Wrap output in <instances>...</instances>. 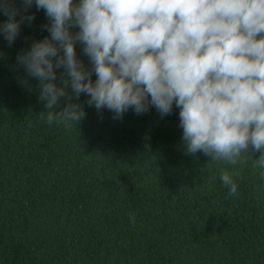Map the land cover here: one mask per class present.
Here are the masks:
<instances>
[{
  "label": "trees",
  "instance_id": "obj_1",
  "mask_svg": "<svg viewBox=\"0 0 264 264\" xmlns=\"http://www.w3.org/2000/svg\"><path fill=\"white\" fill-rule=\"evenodd\" d=\"M12 2L19 20L23 0ZM28 14L11 46L0 34V264H264V150L250 145L235 165L187 154L175 104L114 119L70 88L55 110L71 102L86 117L49 125L17 55L51 21L35 0Z\"/></svg>",
  "mask_w": 264,
  "mask_h": 264
},
{
  "label": "clouds",
  "instance_id": "obj_2",
  "mask_svg": "<svg viewBox=\"0 0 264 264\" xmlns=\"http://www.w3.org/2000/svg\"><path fill=\"white\" fill-rule=\"evenodd\" d=\"M23 15L12 0H0L8 16L0 34L11 46ZM51 23L49 36L17 55L28 76L39 81L46 122L75 121L84 109L62 98L88 97L97 112L114 119L151 107L161 117L180 109L186 153L235 165L241 154L264 150V0H35ZM73 29H77L73 31ZM91 68L78 58L76 44ZM63 69L57 81V70ZM95 73L96 79L92 76ZM248 155V154H247ZM249 156V155H248ZM250 157V156H249ZM257 166L264 168V152ZM229 195L237 185L221 174Z\"/></svg>",
  "mask_w": 264,
  "mask_h": 264
}]
</instances>
